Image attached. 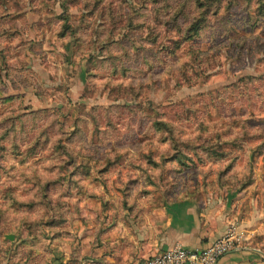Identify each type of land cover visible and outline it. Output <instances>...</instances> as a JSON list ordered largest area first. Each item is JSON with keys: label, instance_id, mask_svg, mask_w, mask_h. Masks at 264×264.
Masks as SVG:
<instances>
[{"label": "rangeland", "instance_id": "1", "mask_svg": "<svg viewBox=\"0 0 264 264\" xmlns=\"http://www.w3.org/2000/svg\"><path fill=\"white\" fill-rule=\"evenodd\" d=\"M181 199L264 254V0H0V264Z\"/></svg>", "mask_w": 264, "mask_h": 264}, {"label": "crops", "instance_id": "2", "mask_svg": "<svg viewBox=\"0 0 264 264\" xmlns=\"http://www.w3.org/2000/svg\"><path fill=\"white\" fill-rule=\"evenodd\" d=\"M228 218L219 205L184 199L164 202L145 215H122L103 225L101 244L87 247L92 255L86 264H142L174 243L203 248L227 231ZM216 264H264V254L235 244Z\"/></svg>", "mask_w": 264, "mask_h": 264}, {"label": "built area", "instance_id": "3", "mask_svg": "<svg viewBox=\"0 0 264 264\" xmlns=\"http://www.w3.org/2000/svg\"><path fill=\"white\" fill-rule=\"evenodd\" d=\"M235 242V233L227 230L203 248L187 249L181 243H174L166 250L145 259L142 264H216L235 247Z\"/></svg>", "mask_w": 264, "mask_h": 264}, {"label": "trees", "instance_id": "4", "mask_svg": "<svg viewBox=\"0 0 264 264\" xmlns=\"http://www.w3.org/2000/svg\"><path fill=\"white\" fill-rule=\"evenodd\" d=\"M167 131H171V128L169 127H165ZM217 134V133H216Z\"/></svg>", "mask_w": 264, "mask_h": 264}]
</instances>
